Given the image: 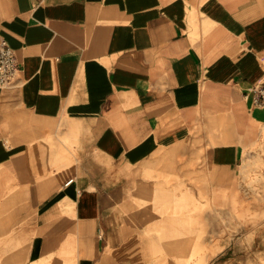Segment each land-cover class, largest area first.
<instances>
[{
    "label": "crops",
    "instance_id": "crops-1",
    "mask_svg": "<svg viewBox=\"0 0 264 264\" xmlns=\"http://www.w3.org/2000/svg\"><path fill=\"white\" fill-rule=\"evenodd\" d=\"M1 40L0 264H177L264 138V0H0Z\"/></svg>",
    "mask_w": 264,
    "mask_h": 264
},
{
    "label": "rangeland",
    "instance_id": "rangeland-1",
    "mask_svg": "<svg viewBox=\"0 0 264 264\" xmlns=\"http://www.w3.org/2000/svg\"><path fill=\"white\" fill-rule=\"evenodd\" d=\"M253 148L248 147L245 156ZM156 194V212L170 213L169 193ZM201 222L192 225L191 246L186 243L187 254L178 256L177 264H264V163L251 169L247 179L241 169L240 192L233 203L226 202L222 210L210 208L208 224Z\"/></svg>",
    "mask_w": 264,
    "mask_h": 264
},
{
    "label": "built area",
    "instance_id": "built-area-1",
    "mask_svg": "<svg viewBox=\"0 0 264 264\" xmlns=\"http://www.w3.org/2000/svg\"><path fill=\"white\" fill-rule=\"evenodd\" d=\"M19 73V64L14 50L5 40L0 41V89L11 86ZM250 92L252 103L264 107V84L254 85Z\"/></svg>",
    "mask_w": 264,
    "mask_h": 264
},
{
    "label": "bare ground",
    "instance_id": "bare-ground-1",
    "mask_svg": "<svg viewBox=\"0 0 264 264\" xmlns=\"http://www.w3.org/2000/svg\"><path fill=\"white\" fill-rule=\"evenodd\" d=\"M262 138V137H261ZM254 151H250L247 156L244 157V164L242 167V177L247 179L249 172L254 167H257L259 163H264V138L254 145Z\"/></svg>",
    "mask_w": 264,
    "mask_h": 264
}]
</instances>
